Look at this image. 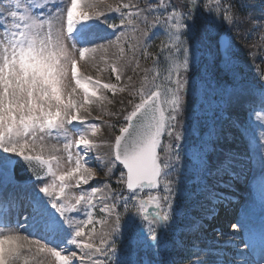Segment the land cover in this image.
<instances>
[{
  "label": "snow or ice",
  "instance_id": "1",
  "mask_svg": "<svg viewBox=\"0 0 264 264\" xmlns=\"http://www.w3.org/2000/svg\"><path fill=\"white\" fill-rule=\"evenodd\" d=\"M205 16L231 31L235 4L183 0L181 10L175 0H152L143 8L132 0L117 5L107 0H0V264H29L37 254H47L57 264H160L137 259V249L165 246L164 234L175 230L184 215L182 169L191 163L185 150L190 132L184 123L186 97L193 87L189 72L203 58L197 35L198 19ZM156 28L163 39L153 54L152 40L161 33L150 39L149 30ZM109 48L118 49L119 55L110 64L106 61L105 70L110 68L117 83L81 71V61H95ZM233 48L232 39L223 49L217 47L213 65L227 77L224 83L231 85L232 95H238L247 89L238 81ZM140 50L153 67L145 69L141 86L130 92L139 102L129 100L132 109L121 108L126 111L123 123L109 125L119 134L111 142L105 175L113 176L120 166L115 175L119 187L105 181L85 188L97 177L89 153L101 143L94 139L101 126L95 122L99 117L92 118V108L113 102L106 92L115 96L128 90L119 82L133 61L139 68L135 54ZM214 79L220 89L218 73ZM259 81L251 117L264 128V76ZM214 135V141H202L199 147L195 193L212 202L226 199L219 188L229 186L225 178L235 175L236 163L231 149L223 146L228 133L221 128ZM209 143L216 145L214 159ZM259 154L264 178V143ZM211 212L215 214L214 207ZM237 223L243 227L242 221ZM122 237L123 246L118 243Z\"/></svg>",
  "mask_w": 264,
  "mask_h": 264
},
{
  "label": "rangeland",
  "instance_id": "2",
  "mask_svg": "<svg viewBox=\"0 0 264 264\" xmlns=\"http://www.w3.org/2000/svg\"><path fill=\"white\" fill-rule=\"evenodd\" d=\"M121 2L128 3L129 0H107V3L112 5H117ZM132 2L139 4V6L143 8L151 3L152 0H132ZM233 3L235 4L237 18L236 22L230 26L231 31L227 30L229 28L228 25L213 23L207 16L204 18L207 19L206 27L213 34L211 37H214L211 39V42H217L219 33H225L229 36V39H232L234 43L233 52L235 54L234 64L238 71L237 78L247 90L242 94L232 95L234 90L231 85L224 83L227 77H225L223 72L219 74V78L222 82L220 89H216L215 74L211 75L206 73L204 75L205 77L195 79L192 82L193 87L190 90L191 95L196 97L195 109H193L187 117L188 122L186 124L190 129L188 145H195V147L186 145L185 150L187 159L191 160L190 164L194 169L195 176L198 177L197 165H199V159L197 157L199 155L201 142L214 141L216 139L214 135L216 129L222 128L228 133L227 142L222 143L224 145L226 144L227 148L232 146L229 149H231L236 157L234 172L235 174L237 173L238 177L239 175L245 177V180H241L236 176H232L230 179L226 177L225 179L228 180V185L230 184V186L221 187L219 189L232 193L235 191V197L243 196L244 201L239 204V210H236L238 220H244L246 225L253 228L254 226L261 228L264 232V184H262V179L264 178L261 176V158L259 154V145L264 143V128H261L258 122L251 117L253 98L259 96V76H264V14L258 18L259 23L257 22V25L254 24V27L251 24V18L257 15L255 12L257 10L256 5H258V9L260 7L261 12L264 13V0H233ZM100 7H104V5H100ZM257 12L259 13V11ZM107 15L110 19L117 17L115 13H107ZM140 27L141 29H148V26L144 24H141ZM112 31L113 30L109 29L108 34L110 38L114 39V37L111 36ZM157 33H161L159 28L149 30V38L151 39ZM136 35L139 36V32H137ZM162 39L163 36L161 33L160 38L152 40L149 52L153 54L157 53ZM102 42L107 43V41ZM118 55V49L109 48L107 53H98L95 61H81V71L85 75L99 78L103 82L117 83L115 75L111 73L110 68H107V70L105 69L107 67L106 61L107 64H110ZM132 55L128 44H125V56L130 57ZM135 55L139 60V68L135 67V61H133V63L128 66L122 80L119 82L120 86L126 85L128 90L123 93L117 92L115 96L110 92H106L105 94L108 95L113 102L110 104L105 103L103 107L94 105L92 108V118L99 117V120L95 122L99 123L101 126V132L94 139L101 142L100 147H102L101 150L103 151H109L108 149L111 142L114 141L115 135L119 134L116 128H111L109 125H119L123 123V116L126 114V111L132 109V104L128 103L129 100H133V103L139 102V97L133 98L130 92L141 86L142 78L145 75V69L150 70L153 67L151 58H145L142 50L138 51ZM102 56L105 59H102ZM147 74L151 76L152 73L149 71ZM129 76L132 77L131 82L127 79ZM209 83L211 87H209ZM225 87L227 88V92L224 91ZM213 89L216 90L214 91ZM235 91L237 93L240 92L239 89ZM188 96L189 94L186 97L187 102ZM239 100L240 102H237ZM121 108L126 111H121ZM106 113H114V115H108ZM193 123H197L199 128L194 127ZM210 133L213 134L210 135ZM49 143H57V141L52 140L49 141ZM214 148H216L215 144L209 143L207 145L209 155L213 154ZM101 150L97 149L89 153V166L95 168L97 177L92 180L89 185L84 187L102 186L104 182L107 181L113 188H118L119 186L115 184V175H118L116 172L118 169L115 170L113 176L105 175L107 171L106 165L110 158L103 157ZM193 152H196L197 155L193 156ZM59 155L66 161L65 153L61 151ZM101 158L103 159L101 160ZM102 165H104L103 170ZM65 167H70V165L65 162ZM185 167L190 168L188 164H186ZM184 168L182 171H186ZM194 181L195 184L190 191L184 194V200L182 201L184 215L178 221L175 230H172L173 234H165V240L167 241L166 245L168 246L167 255L170 258L168 264H205V262L217 260L220 261L221 264H226V262H229L230 254L228 255V253L221 251L220 248L222 246L220 244H217L215 247L213 240H208L209 235L212 236L213 234H217L209 228H203L201 224L196 229L193 227V225L200 222L199 220L201 218L209 214V208L220 206V204L217 205L212 203V201L207 200L202 195H195V193L199 191L200 181L199 178ZM210 183H215V181H210ZM232 186L241 189L244 188L245 193H239L236 189L233 191V188L231 189ZM73 191L78 190L73 189ZM128 219L129 216H125V222ZM184 231L187 232V236L184 240H178L176 234ZM118 243L123 246L124 238L122 237ZM230 245L232 244H229L230 249L237 251L240 257L244 255L247 259H249V257L252 258V256L247 253L246 248L242 246L241 241L234 240V245ZM138 250L139 249H137L136 258L146 259L144 254L140 255ZM117 258H122V252L117 254ZM159 259L160 257L156 259V261H159ZM237 259L238 261L243 260L239 257ZM152 260L155 259L152 258ZM29 264H57V262L53 257L47 254H37L34 260L32 258L29 259ZM244 264L247 263L244 262Z\"/></svg>",
  "mask_w": 264,
  "mask_h": 264
},
{
  "label": "bare ground",
  "instance_id": "3",
  "mask_svg": "<svg viewBox=\"0 0 264 264\" xmlns=\"http://www.w3.org/2000/svg\"><path fill=\"white\" fill-rule=\"evenodd\" d=\"M251 1H256V0H251ZM253 3H255V2H253ZM254 6H255V4H254ZM256 7H257V10L255 11L256 13H257V15H255V17L254 18H251L252 19V21H251V24H252V26L255 24V25H257V22H258V18L260 17V16H263V12H261V10H260V7H259V9H258V5H256ZM264 10V9H263ZM257 11H259V13L257 12ZM259 23V22H258ZM251 27V26H250ZM254 27V26H253ZM237 102H240V100L239 101H237ZM236 102V103H237ZM236 107V106H235ZM233 108V107H232ZM223 146L224 147H226V144L224 145L223 144ZM106 147V146H105ZM230 147V146H229ZM101 148L102 147H99L98 149H100L101 150ZM108 148V147H107ZM109 151H103V150H101L102 151V153H103V157H105V158H111V152H112V149H111V146L109 147V149H108ZM217 151H218V149H217ZM210 156H212V158H214V154H212V155H210ZM237 174V173H236ZM199 199V198H198ZM201 199V198H200ZM192 203V202H191ZM223 217H221V219H220V222H221V220H224V219H222ZM236 226H238V224L236 223ZM236 228V227H235ZM226 235H229V233L227 232L226 233ZM213 243V242H212ZM227 243L228 244H232V243H230V242H228L227 241ZM214 244V243H213ZM243 246V245H242ZM243 248V247H242ZM241 248V249H242ZM220 250V249H219ZM239 250V249H238ZM245 252V251H244ZM248 253V252H247ZM239 253H237V252H234V250L230 253V256H231V258H235V257H237V255H238ZM243 254V253H242ZM244 256V255H243ZM250 258V257H249ZM211 260V259H210ZM225 263V262H224ZM238 262L236 261V260H234L233 262H232V264H237ZM240 264V263H239Z\"/></svg>",
  "mask_w": 264,
  "mask_h": 264
}]
</instances>
